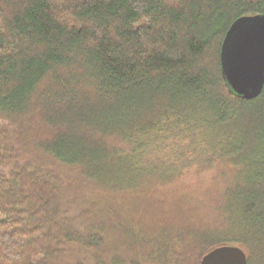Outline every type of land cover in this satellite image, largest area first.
Returning <instances> with one entry per match:
<instances>
[{
  "label": "trees",
  "instance_id": "trees-1",
  "mask_svg": "<svg viewBox=\"0 0 264 264\" xmlns=\"http://www.w3.org/2000/svg\"><path fill=\"white\" fill-rule=\"evenodd\" d=\"M264 0H0V264H264V88L221 45Z\"/></svg>",
  "mask_w": 264,
  "mask_h": 264
},
{
  "label": "water",
  "instance_id": "water-1",
  "mask_svg": "<svg viewBox=\"0 0 264 264\" xmlns=\"http://www.w3.org/2000/svg\"><path fill=\"white\" fill-rule=\"evenodd\" d=\"M221 70L231 92L244 99H256L264 88V16L236 20L221 45ZM201 264H248L238 247H221L207 254Z\"/></svg>",
  "mask_w": 264,
  "mask_h": 264
}]
</instances>
